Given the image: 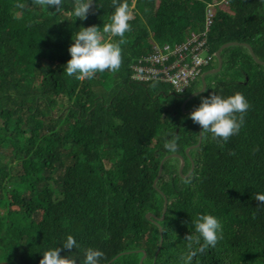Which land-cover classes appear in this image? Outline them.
I'll use <instances>...</instances> for the list:
<instances>
[{
  "label": "trees",
  "instance_id": "trees-1",
  "mask_svg": "<svg viewBox=\"0 0 264 264\" xmlns=\"http://www.w3.org/2000/svg\"><path fill=\"white\" fill-rule=\"evenodd\" d=\"M219 1L125 0L131 19L118 70L77 79L62 68L69 37L107 22L112 0H93L83 20L71 16L72 0L58 9L0 0V264H38L53 246L81 259L79 249L60 244L66 235L81 249H100L101 264H139L143 254L141 264H183L186 225L202 212L218 218L222 238L191 264H264V66L242 46L220 52V71L206 76V90L184 111L209 92L238 91L249 107L236 134L224 142L200 131L188 156L199 125L181 104L200 79L182 95L130 79L150 42H183L203 29L207 4ZM225 1L226 10L214 6L208 51L247 44L264 62V0ZM216 65L214 57L202 73ZM172 135L169 152L162 145ZM171 154L183 158L181 174L179 159L170 157L155 181ZM158 191L166 209L154 224L145 215L161 217Z\"/></svg>",
  "mask_w": 264,
  "mask_h": 264
},
{
  "label": "clouds",
  "instance_id": "clouds-1",
  "mask_svg": "<svg viewBox=\"0 0 264 264\" xmlns=\"http://www.w3.org/2000/svg\"><path fill=\"white\" fill-rule=\"evenodd\" d=\"M62 0H39L44 9H58ZM93 0H72L70 14L73 18L83 20ZM131 13L125 0H112V10L107 22L102 26H81L69 37L71 43L67 47L69 58L62 68L65 75L77 79H91L95 73L107 69L109 72L118 70L121 63V48L124 33L129 30L128 21ZM101 32L109 34L107 39L101 38ZM111 37H118L113 40ZM249 104L240 92L220 95L209 92L199 98L198 104L188 113V117L199 125L200 131L207 132L213 140L219 138L226 142L228 137L236 134L243 124V115ZM163 148L169 152L175 150L176 137L165 138ZM264 201V196L259 197ZM183 264H191L197 253L206 248L215 247L222 238L221 223L218 218L207 212L196 213L186 225ZM64 249H79L82 258L73 255H60V247H49L40 252L38 264H101L104 253L95 247L80 248L72 235H66L60 243Z\"/></svg>",
  "mask_w": 264,
  "mask_h": 264
},
{
  "label": "built area",
  "instance_id": "built-area-1",
  "mask_svg": "<svg viewBox=\"0 0 264 264\" xmlns=\"http://www.w3.org/2000/svg\"><path fill=\"white\" fill-rule=\"evenodd\" d=\"M214 6L226 10V1L208 3L203 29L189 31L183 42L174 45L150 42V51L132 64L130 79L138 83L167 84L174 93L184 94L213 61L214 54L207 48V34Z\"/></svg>",
  "mask_w": 264,
  "mask_h": 264
},
{
  "label": "water",
  "instance_id": "water-1",
  "mask_svg": "<svg viewBox=\"0 0 264 264\" xmlns=\"http://www.w3.org/2000/svg\"><path fill=\"white\" fill-rule=\"evenodd\" d=\"M230 46H242V47L246 48L247 51H248V53H249V55H250V57H251V59L253 60V62H254L255 64H257V65H263V66H264V62H263V61H259L258 59H256V57H255V55H254V53H253V51H252V49L250 48L249 45H247V44H239V43H235V42H230V43L223 44L222 46H220V48H219V49L215 52V54H214V57H215V60H216V63H217L216 67L213 68V69H211V70H209V71H206V72H204V73L201 74V76H200V83H201V87H200V89H199L198 91H196V92L190 94V95H189V96L183 101V103L181 104V109H182V112H183V113H186V112H190V111H191V109H190V110H186V111H184V107H185L186 103H187L190 99H192V98H194V97H196V96H198V95L204 93V91L206 90V82H205V78H206V76L216 74V73H218V72L220 71L221 66H222V61H221V57H220V52H221L223 49H226L227 47H230ZM198 130H199V133H198V140H197V143H196L195 145H193V146L187 147V148L184 150V153H185L186 156H188V152H189L191 149L198 147L199 144H200V141H201L200 127H198ZM170 157H177V158L179 159V162H180V163H179V167H178V173H179V175L181 174V171H182V168H183V165H184L183 158H182L181 156H179L178 154L166 155V156L160 161V163H159L158 173H157V176H156V178H155V181H156V179L159 177V175H160V173H161L162 163H163L166 159H168V158H170ZM192 168H193V166H192V163H191V168H190L188 174H187L185 177L189 176V174H190L191 171H192ZM155 181H154V182H155ZM153 186H154V185H153ZM158 192H159V191H158ZM159 193H160V192H159ZM160 195H161L162 198H163V209H162L161 217H160V218H157V217H155V216H153V215H151V214H149V213L145 215L146 219H147V220H150V221L153 222L154 224H157L158 221L162 220V218H163V214H164L165 209H166V198L163 196L162 193H160ZM158 231H159V234H160V240H159V244H158V247H157L156 253L158 252L159 247H160V243H161V230H160L159 227H158ZM143 258H144V254H143V257L140 259L139 264H141Z\"/></svg>",
  "mask_w": 264,
  "mask_h": 264
},
{
  "label": "rangeland",
  "instance_id": "rangeland-1",
  "mask_svg": "<svg viewBox=\"0 0 264 264\" xmlns=\"http://www.w3.org/2000/svg\"><path fill=\"white\" fill-rule=\"evenodd\" d=\"M96 76H101V77H104L105 76V73L104 72H98L95 74ZM200 87V86H199ZM11 202H14V200L11 198ZM16 206V205H15ZM15 208V207H14ZM143 257V256H142ZM141 257V258H142Z\"/></svg>",
  "mask_w": 264,
  "mask_h": 264
},
{
  "label": "flooded vegetation",
  "instance_id": "flooded-vegetation-1",
  "mask_svg": "<svg viewBox=\"0 0 264 264\" xmlns=\"http://www.w3.org/2000/svg\"><path fill=\"white\" fill-rule=\"evenodd\" d=\"M193 108H191V110H192Z\"/></svg>",
  "mask_w": 264,
  "mask_h": 264
}]
</instances>
